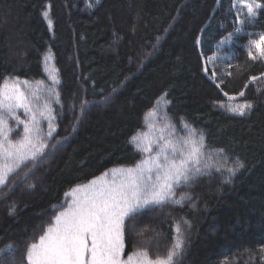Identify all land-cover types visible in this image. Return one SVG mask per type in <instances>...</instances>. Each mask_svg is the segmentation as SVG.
Segmentation results:
<instances>
[{
	"label": "trees",
	"instance_id": "16d2710c",
	"mask_svg": "<svg viewBox=\"0 0 264 264\" xmlns=\"http://www.w3.org/2000/svg\"><path fill=\"white\" fill-rule=\"evenodd\" d=\"M233 3L0 0V83L18 77L35 88L44 81L60 95L51 104L55 131L45 155L0 186V264H27V245L66 193L138 163L146 154L131 137L149 132V123L158 134L166 122L177 135L184 123L203 132L207 146L223 148L229 163L238 158L243 167L230 177L213 168L176 189V199H191L141 210L126 221L124 254L146 247L142 241L151 242L150 254L165 253L179 224L185 243L175 264H264V61L247 54L249 34L264 33V10L250 22L240 16L241 25ZM236 28L243 32L219 47ZM214 55L220 58L211 65ZM236 96L251 104L243 115L221 107ZM84 100L90 106L82 115ZM153 108L159 115L146 120ZM41 126L46 133L47 122Z\"/></svg>",
	"mask_w": 264,
	"mask_h": 264
},
{
	"label": "snow or ice",
	"instance_id": "6c2138e0",
	"mask_svg": "<svg viewBox=\"0 0 264 264\" xmlns=\"http://www.w3.org/2000/svg\"><path fill=\"white\" fill-rule=\"evenodd\" d=\"M237 6L241 10L246 9L249 22L264 10V5L256 0H234L233 7ZM44 15L47 16V12ZM237 20L241 25L246 23L240 20V11ZM241 31L242 28L234 29L220 41L219 47L231 44L234 34ZM249 35L257 37L247 45L249 58H264V33ZM49 76L53 85L59 83L55 69L49 70ZM36 85L33 88L28 80L21 81L18 77L12 78L11 82L5 79L0 83V186H6L12 174L43 157L49 147L47 141L55 131L56 117L51 104L60 103L59 92L54 87L44 89V81H37ZM41 95L47 97L42 106L39 104ZM89 106L87 100L81 102L82 115ZM221 107L243 115L251 104ZM20 109L24 119L18 114ZM158 115L153 108L145 119ZM9 121H14L15 127L10 126ZM41 121H47L46 133ZM21 125L22 133L13 139L12 134L17 133ZM148 128L149 132L131 137L135 147L146 154L138 163L105 171L66 193L70 201L56 210L52 222L38 240L34 239L27 245V264H175V258L185 243L179 224L176 225L174 242L165 253L156 251L150 254L151 242L142 241L146 247L133 251L124 259L126 221L143 209L168 202L180 204L191 199L187 194L176 199V189L189 185L213 168L221 174L226 172L230 177L243 167V163L238 158L229 163L223 148L207 146L203 132L187 123L183 124V135H177L176 127L170 122L164 123L158 134L155 123H149ZM8 250H12L11 246Z\"/></svg>",
	"mask_w": 264,
	"mask_h": 264
},
{
	"label": "rangeland",
	"instance_id": "374dc122",
	"mask_svg": "<svg viewBox=\"0 0 264 264\" xmlns=\"http://www.w3.org/2000/svg\"><path fill=\"white\" fill-rule=\"evenodd\" d=\"M89 1V0H88ZM245 13H246V9H243V10H240V16L242 17V18H245V17H247L246 15H245ZM241 32H243V31H241ZM240 33V32H239ZM253 34H255V33H253ZM257 37L256 36H253V37H251L250 38V40H252V39H256ZM249 40V41H250ZM249 41H248V43H249ZM212 59L210 60V64L212 65V63L213 62H215L217 59H219L220 58V56H217V55H214L213 57H211ZM262 59V61H264V58H261ZM232 99H230V97H229V99L226 101V103H224L223 105H225V106H236V105H242V104H245V103H247V102H245V101H243V100H241V98H240V96H236V97H231ZM227 110H228V108L227 107H225ZM20 110H22V109H20ZM249 109H247L246 111H248ZM245 111V112H246ZM237 114H239V113H237ZM45 122H47V121H45ZM134 166V165H133ZM132 167V166H131ZM39 179V178H38ZM71 190V189H70ZM70 190L67 192V193H69L70 192ZM66 198H65V203H64V206H66V203L68 202V201H70V197L69 196H65ZM55 215V214H54ZM54 217V216H53ZM39 237V236H38ZM36 240H38V238L36 239ZM140 248H142V247H140V246H134V247H132V252L133 251H136L137 249H140ZM131 252V253H132ZM127 256L128 255H125L124 254V259H126L127 258ZM27 262V261H26Z\"/></svg>",
	"mask_w": 264,
	"mask_h": 264
}]
</instances>
